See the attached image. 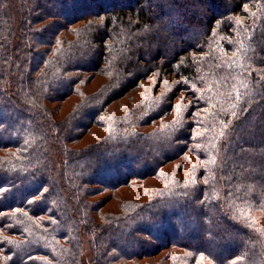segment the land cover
Masks as SVG:
<instances>
[{
    "label": "trees",
    "instance_id": "trees-1",
    "mask_svg": "<svg viewBox=\"0 0 264 264\" xmlns=\"http://www.w3.org/2000/svg\"><path fill=\"white\" fill-rule=\"evenodd\" d=\"M0 264H264V0H0Z\"/></svg>",
    "mask_w": 264,
    "mask_h": 264
},
{
    "label": "rangeland",
    "instance_id": "rangeland-1",
    "mask_svg": "<svg viewBox=\"0 0 264 264\" xmlns=\"http://www.w3.org/2000/svg\"><path fill=\"white\" fill-rule=\"evenodd\" d=\"M122 2V1H121ZM123 2H124V0H123ZM54 10L57 12V14H61L62 12L61 11H59V9H57V7L55 8L54 7ZM99 78H101V77H99ZM97 87V83L96 82H94L93 84H91L90 85V87H89V90H92V89H94V88H96ZM69 104H70V100L69 101H66V102H64L63 103V105H62V108H61V111H60V114H57V117L58 118H61V117H63L64 115H65V113L67 112V110H68V106H69ZM8 116L5 114H3V118L4 119H6ZM96 132L98 133V131L96 130ZM93 136L92 135H88L86 138H85V140L82 142V144L81 145H83V144H86V143H88V142H90V141H92L93 140ZM167 167H171V165L170 164H168L167 165ZM150 183V182H149ZM134 190L133 189H131L130 187L129 188H123L122 189V191H120V192H118V194H116V196H115V198L109 203V204H107V206L105 207V210L104 211H118V208H119V202H120V200L121 199H125V198H131V196L133 195V192ZM107 195H109V192H104V193H102L101 195H99L98 197H97V199L99 200H101L103 197H106ZM199 225V224H198ZM179 228V227H178ZM182 228H185V229H187L188 231H195V232H197V233H199V232H201L202 231V228L201 229H197V228H194V227H192V224L191 223H189V222H186L184 225H183V227ZM179 230H180V228H179ZM217 242V241H216ZM209 246L212 248V249H217L218 251H221V253H223L224 251H226V249H228L230 246H221V245H218V244H216V243H211V244H209ZM234 247H237V248H240V246L242 247V245H240L239 246V244L238 245H233Z\"/></svg>",
    "mask_w": 264,
    "mask_h": 264
}]
</instances>
